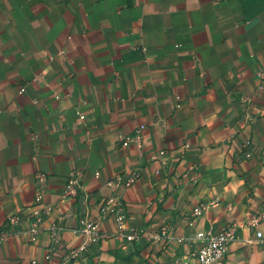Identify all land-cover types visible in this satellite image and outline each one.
<instances>
[{"label": "crops", "instance_id": "0c3cea01", "mask_svg": "<svg viewBox=\"0 0 264 264\" xmlns=\"http://www.w3.org/2000/svg\"><path fill=\"white\" fill-rule=\"evenodd\" d=\"M120 190L122 232L82 236ZM38 191L0 264H196L222 227L227 264H264V0H0V230Z\"/></svg>", "mask_w": 264, "mask_h": 264}, {"label": "built area", "instance_id": "2783aa9c", "mask_svg": "<svg viewBox=\"0 0 264 264\" xmlns=\"http://www.w3.org/2000/svg\"><path fill=\"white\" fill-rule=\"evenodd\" d=\"M19 91H22V88H20ZM80 118L82 119L83 116L80 115ZM43 177V174H39L37 178L41 180ZM130 181L131 180H128L124 183L125 188L130 185ZM70 183L74 185L76 180H70ZM108 184L115 189H119L121 185L117 177L109 181ZM69 193L75 195L76 188H74V190L73 188L70 189ZM122 193L123 191L120 190L119 192L108 195L105 199H103L99 203L98 212L94 217L85 214L81 218V227L79 232L82 236L89 238L100 237V223L102 220L109 217L114 218L118 228L122 232L126 219ZM42 198V191H38L32 206H28L26 208V211L29 210V212L25 213V210H21L7 215L5 220L7 228L0 230V242L12 234L20 236L29 243L37 242L42 231L41 225L43 215L47 213L45 207L42 208V211L38 209L42 206ZM194 214H199V210L197 208L194 209ZM22 222H24L25 225L19 227L17 230H14V227L19 226ZM121 236H123L128 242H131L137 240L140 237V234L136 233L127 235L121 233ZM257 236L261 237V232H257ZM196 238L201 240V245L194 248L189 253L190 256L196 260V264H227V247L234 238L233 227H222L218 229L209 228L204 232L197 233ZM53 252L54 250L52 249L48 250L44 255V259L52 260L55 255ZM56 253H58V255H56L58 256L56 259H59V264H71V260L75 257L74 251L70 250L63 252L60 245L56 247ZM29 264H39V262L37 260H31ZM161 264L189 263L175 257Z\"/></svg>", "mask_w": 264, "mask_h": 264}]
</instances>
